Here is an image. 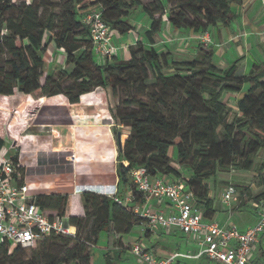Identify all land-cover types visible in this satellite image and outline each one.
Listing matches in <instances>:
<instances>
[{
  "label": "trees",
  "instance_id": "obj_1",
  "mask_svg": "<svg viewBox=\"0 0 264 264\" xmlns=\"http://www.w3.org/2000/svg\"><path fill=\"white\" fill-rule=\"evenodd\" d=\"M242 0H64L61 14L43 18L45 0H0V49L12 57L11 70H0V96L15 89L35 99L63 95L71 104L98 88H137L147 99L124 100L125 110L113 109L115 123L130 133L119 155V193L132 190L134 199L143 198L130 180L135 168H145L152 178L171 176L183 179L193 191L204 220L217 213L210 197L209 181L222 170H258L257 194L248 189L249 202L264 200V63L255 62L248 73L236 60L226 69L214 63L213 50L201 48L191 60H176L171 52L154 46L162 40L165 15L176 30L206 33L210 27H225L237 19L233 5ZM99 7L111 31L126 34L135 29L132 15L142 8L151 21L146 38L130 48V58L99 64L94 60L90 31L83 13ZM17 12V16H8ZM50 41L67 54L71 72L59 71L44 77L45 53ZM0 52V58H1ZM248 87L236 104V112L224 94L237 95ZM5 145L0 139V150ZM19 167L18 157L11 159ZM123 162H127L125 166ZM189 171L188 177L179 171ZM238 191V189H237ZM119 198V197H118ZM36 204L50 212L51 219L67 218L68 195H42ZM144 200V198H143ZM84 217H69L77 228L75 236L52 234L30 251L7 243L0 246V264H92V246L107 232L120 244L135 225L145 221L133 208L114 198L84 192ZM242 207L244 204H240ZM55 214V215H53ZM109 239L108 245H111ZM110 264L112 256L107 254Z\"/></svg>",
  "mask_w": 264,
  "mask_h": 264
},
{
  "label": "crops",
  "instance_id": "obj_2",
  "mask_svg": "<svg viewBox=\"0 0 264 264\" xmlns=\"http://www.w3.org/2000/svg\"><path fill=\"white\" fill-rule=\"evenodd\" d=\"M233 11L237 19L230 26L218 25L208 29L206 33L211 43L207 47L213 50L214 63L219 68L226 69L243 58L241 64L247 72L255 62L264 63V0H242L233 5ZM131 20L135 29L130 32L120 34L112 31L113 43L120 50L116 57L108 61L112 62L114 58L128 60L130 48L139 42L151 47L146 38V32L151 26L148 15L142 8H138ZM202 34L190 29H174L165 15L162 40L154 47L160 52H171L176 60H191L201 48H206L199 41ZM164 38H171L173 42L165 44ZM45 53L48 58L44 59L42 83L49 75L72 71L73 66L67 64L65 50L58 48L53 41L49 42ZM94 60L102 64L95 53ZM244 95L245 90L233 96L228 94V97L232 96L238 102ZM85 96L87 98H81L76 104H71L63 95L35 99L17 89L13 95L0 96V139L5 142L0 150V163L4 158L18 157L22 169L18 175L21 182L29 186L32 198L68 195L67 218L63 222L68 221L69 217L85 216L82 201L84 192L109 198H113L116 192V197L128 208L141 210L151 206L165 214H175V208L167 200L146 202L141 198L137 201L131 198L132 190L129 188L121 190L118 195L119 155L123 145H119L120 131L114 124L108 89L99 88ZM72 155L75 156L74 160ZM161 178L168 181L177 179L171 176ZM214 207L216 215L213 220L205 222H218L222 226L235 225L242 232L257 223L255 211L253 208L248 211V206L234 210L223 204L217 205L214 200ZM103 233L106 234L105 240L110 239L112 244L100 248L101 252L97 254L100 255V264H105L102 255L108 260L107 254L112 256L110 264H139L131 250L138 242L144 243L157 259L172 260V264H217L207 255L199 254L202 235L186 234L179 229L153 233L146 220L123 236L120 244L116 243L113 235ZM96 244L93 245L92 257ZM92 264L95 263L92 261ZM252 264H264V241L254 249Z\"/></svg>",
  "mask_w": 264,
  "mask_h": 264
},
{
  "label": "built area",
  "instance_id": "obj_3",
  "mask_svg": "<svg viewBox=\"0 0 264 264\" xmlns=\"http://www.w3.org/2000/svg\"><path fill=\"white\" fill-rule=\"evenodd\" d=\"M82 21L89 28L94 53L102 64L116 57L120 48L113 43L112 31L104 21L101 9L95 7L85 11ZM199 41L206 47L211 43V38L208 33H203ZM170 42H173L171 38L163 39L165 44ZM74 158L72 155L73 160ZM130 178L146 202L167 200L176 210L175 214H165L151 206L135 209L146 220L151 232L179 229L186 234L202 235L200 255H207L217 264H252L254 249L264 241V200L252 202L258 220L254 226L242 232L235 225L222 226L218 222H205L193 191L181 178L173 181L161 177L152 178L145 168L131 170ZM237 194V187L230 183L224 188L221 197L225 204L234 203ZM113 198L124 204L116 197V192ZM131 198L134 199L133 192ZM54 233H68L63 227V220L51 219L50 212L40 209L35 198L30 196L29 186L21 182L15 163L11 159H2L0 246L7 243L30 251ZM131 250L139 264H172V260L157 259L142 242L134 244Z\"/></svg>",
  "mask_w": 264,
  "mask_h": 264
},
{
  "label": "rangeland",
  "instance_id": "obj_4",
  "mask_svg": "<svg viewBox=\"0 0 264 264\" xmlns=\"http://www.w3.org/2000/svg\"><path fill=\"white\" fill-rule=\"evenodd\" d=\"M15 1L19 2L20 0H15ZM45 3L47 4V7H45L44 11L43 10L41 11V13H43L42 15L43 18H47V16L51 12L55 14L57 17L60 16L61 7L64 4V0H45ZM8 16L10 17L17 16V12H11ZM114 32H117V31H114ZM205 50H211V49L206 46ZM0 52L2 54L0 58V70L2 72H9L11 70V65L9 64V62L12 60V57L9 54H7L5 50L0 49ZM41 56L43 58V61H45L44 59L47 60L48 58L47 53H41ZM249 71H247L246 73H248ZM247 89L248 87L246 86L244 89L245 93ZM108 94L110 95V103L114 110H117L118 108H120V110H125V108L122 106V102L124 100H128L131 98L147 99L146 95H143L140 91L137 90V88H125L124 89L121 87L119 89V96L117 97H114L111 89H108ZM232 96L228 97V94H224V101L228 102L232 110L236 112L237 110L236 102L237 101ZM114 124L115 126H117V130L120 131L122 135L121 136L122 142H123L122 145L124 146L125 141L127 140L129 136L130 128L127 126L123 128L121 126L116 125V123ZM263 160H264V153L262 152L259 154L257 158V164L261 165ZM178 169L180 172H182L185 178L188 177L189 175L188 170L184 169L183 167H178ZM258 175H259V172L257 169L250 171V172H241L238 169H232V168L228 170H222L218 173V175L215 178L209 181V185L211 189L210 192L212 194V198L216 200L217 205L223 204V206L227 208L228 207L232 208L234 210H240L248 206V211H249L251 210V208H253V204L249 202L247 194L242 195L241 190L248 189L253 195L260 192L261 188L257 185ZM230 183L234 184L238 189V194L236 196L237 200L234 203H228V204H225L224 202L220 203V200H222V197H221L222 192L224 188ZM240 204H244V206L239 207L241 206ZM55 218H57L56 215H55ZM58 234H61L63 236H71L68 233H58ZM105 236H106L105 233H101L98 239V242L96 244V247L93 250L92 261L95 264H100L101 262L100 255H97L99 252H101L100 248L108 246V241L105 240L106 239ZM43 242H45V240L38 243V245L42 244ZM92 249H93V246H92ZM102 256H103V261L105 262V264H107L105 256L104 255Z\"/></svg>",
  "mask_w": 264,
  "mask_h": 264
},
{
  "label": "water",
  "instance_id": "obj_5",
  "mask_svg": "<svg viewBox=\"0 0 264 264\" xmlns=\"http://www.w3.org/2000/svg\"><path fill=\"white\" fill-rule=\"evenodd\" d=\"M118 137H119V145L121 146V145H122V143H121V133L118 134ZM63 227H64L65 229H68V228L70 227L68 221H64V222H63Z\"/></svg>",
  "mask_w": 264,
  "mask_h": 264
},
{
  "label": "bare ground",
  "instance_id": "obj_6",
  "mask_svg": "<svg viewBox=\"0 0 264 264\" xmlns=\"http://www.w3.org/2000/svg\"><path fill=\"white\" fill-rule=\"evenodd\" d=\"M83 98L85 99V98H87V96H84ZM75 231H76L75 227H69V228L67 229V232H68L69 234H74Z\"/></svg>",
  "mask_w": 264,
  "mask_h": 264
}]
</instances>
